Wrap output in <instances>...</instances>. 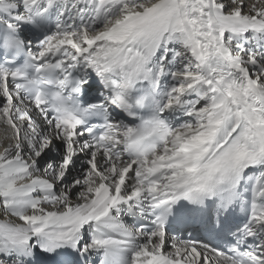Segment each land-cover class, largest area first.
Listing matches in <instances>:
<instances>
[{
    "label": "snow or ice",
    "instance_id": "1",
    "mask_svg": "<svg viewBox=\"0 0 264 264\" xmlns=\"http://www.w3.org/2000/svg\"><path fill=\"white\" fill-rule=\"evenodd\" d=\"M0 264H264V0H0Z\"/></svg>",
    "mask_w": 264,
    "mask_h": 264
},
{
    "label": "bare ground",
    "instance_id": "2",
    "mask_svg": "<svg viewBox=\"0 0 264 264\" xmlns=\"http://www.w3.org/2000/svg\"><path fill=\"white\" fill-rule=\"evenodd\" d=\"M0 134H2V132H0Z\"/></svg>",
    "mask_w": 264,
    "mask_h": 264
}]
</instances>
